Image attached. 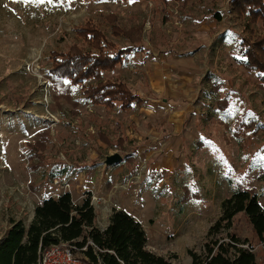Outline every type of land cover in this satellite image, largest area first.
Listing matches in <instances>:
<instances>
[{
    "label": "rangeland",
    "instance_id": "374dc122",
    "mask_svg": "<svg viewBox=\"0 0 264 264\" xmlns=\"http://www.w3.org/2000/svg\"><path fill=\"white\" fill-rule=\"evenodd\" d=\"M229 1L0 0V240L9 220L28 227L35 206L58 187L54 180L69 184L74 203L90 198L99 229L121 201L142 222L147 250L170 264H191L189 252L204 253L234 185L252 188L264 208V92L240 65L243 28ZM110 16L124 30L143 28L139 48L105 74L123 80L141 105L105 109L78 87L76 106L55 102L50 52L81 45L74 30L87 20L127 47L111 35ZM238 120L259 132L243 126L233 137ZM40 131L50 140L43 164L31 171L26 144ZM115 153L121 161L106 165ZM230 232L254 253L261 249L242 215Z\"/></svg>",
    "mask_w": 264,
    "mask_h": 264
},
{
    "label": "trees",
    "instance_id": "16d2710c",
    "mask_svg": "<svg viewBox=\"0 0 264 264\" xmlns=\"http://www.w3.org/2000/svg\"><path fill=\"white\" fill-rule=\"evenodd\" d=\"M107 1L167 3L169 0ZM174 1L185 5L192 0ZM53 2L63 5L66 0ZM229 4L231 13L243 28L237 47L240 65L257 78V86L264 92V0H230ZM214 15L220 20L217 13ZM114 19L110 16L109 31L112 36L126 40L127 47L117 48L96 23L87 20L74 30L81 45L76 43L66 51L50 52L51 66L46 76L55 90V102L63 100L76 106L72 91L78 87L84 99L105 109L118 106L123 112H131L141 105L140 97L132 93L123 80L105 77L106 73L125 64L142 39L141 26L124 30L114 24ZM227 104L225 99L218 101L217 110L224 111ZM235 126V138L242 135L243 126L253 133L259 132L250 121L244 124L243 120H238ZM37 134L39 140L26 144L31 171L43 164L42 148L50 140L48 131ZM35 159L37 162H33ZM263 176L264 169L259 172V178ZM238 215L245 218L256 241L260 242L261 249L257 253L244 247L247 240L230 232ZM95 221L96 213L89 197L80 204L74 203L67 192L44 197L35 206L28 227L21 221L9 220V227L0 240V264H36L43 249L59 243L73 244L78 256L85 257L89 264H170L164 257L147 250L145 230L128 212L113 209L104 230L99 229ZM205 240L202 255L189 252L191 264H264V208L252 188L233 186L229 197L220 202V216L209 227Z\"/></svg>",
    "mask_w": 264,
    "mask_h": 264
},
{
    "label": "built area",
    "instance_id": "2783aa9c",
    "mask_svg": "<svg viewBox=\"0 0 264 264\" xmlns=\"http://www.w3.org/2000/svg\"><path fill=\"white\" fill-rule=\"evenodd\" d=\"M54 185L58 186L49 197H57L63 193L70 192V186L68 183L61 184L58 180H54ZM96 199V197H92ZM249 251L253 252V246L245 245ZM85 248L82 249V251ZM77 248L70 243H59L51 245L43 249L36 261V264H89L86 262V258L78 256L76 253Z\"/></svg>",
    "mask_w": 264,
    "mask_h": 264
},
{
    "label": "water",
    "instance_id": "95a60500",
    "mask_svg": "<svg viewBox=\"0 0 264 264\" xmlns=\"http://www.w3.org/2000/svg\"><path fill=\"white\" fill-rule=\"evenodd\" d=\"M121 159L122 158L119 154H117V153L111 154V155L106 157L105 164L108 166L109 165L111 166V165L119 163L121 161Z\"/></svg>",
    "mask_w": 264,
    "mask_h": 264
},
{
    "label": "crops",
    "instance_id": "0c3cea01",
    "mask_svg": "<svg viewBox=\"0 0 264 264\" xmlns=\"http://www.w3.org/2000/svg\"><path fill=\"white\" fill-rule=\"evenodd\" d=\"M117 168V166L115 165L114 167H112V169H116ZM122 202L121 201H119L118 202V204H116V208L115 209H117V210H123V211H126V212H128L129 214H131L125 207H122ZM125 205V204H124ZM110 215H111V213L109 214V215H107V218H106V223H105V226L101 229V230H104L105 228H106V226L108 225V220H109V217H110ZM132 215V214H131ZM139 221V220H138ZM141 224H142V222L141 221H139Z\"/></svg>",
    "mask_w": 264,
    "mask_h": 264
},
{
    "label": "snow or ice",
    "instance_id": "6c2138e0",
    "mask_svg": "<svg viewBox=\"0 0 264 264\" xmlns=\"http://www.w3.org/2000/svg\"><path fill=\"white\" fill-rule=\"evenodd\" d=\"M29 2H35V3H52L53 0H29Z\"/></svg>",
    "mask_w": 264,
    "mask_h": 264
}]
</instances>
